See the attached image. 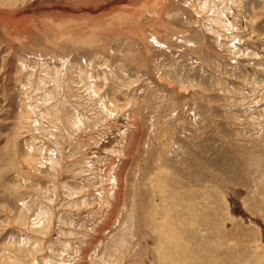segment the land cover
<instances>
[{"label": "rangeland", "instance_id": "rangeland-1", "mask_svg": "<svg viewBox=\"0 0 264 264\" xmlns=\"http://www.w3.org/2000/svg\"><path fill=\"white\" fill-rule=\"evenodd\" d=\"M0 264H264V0H0Z\"/></svg>", "mask_w": 264, "mask_h": 264}]
</instances>
